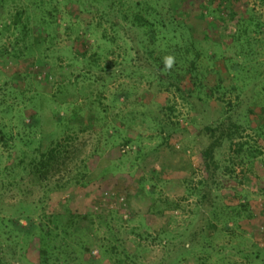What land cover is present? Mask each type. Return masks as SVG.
I'll return each instance as SVG.
<instances>
[{
	"label": "rangeland",
	"instance_id": "rangeland-1",
	"mask_svg": "<svg viewBox=\"0 0 264 264\" xmlns=\"http://www.w3.org/2000/svg\"><path fill=\"white\" fill-rule=\"evenodd\" d=\"M149 1L164 10L167 28L163 35L170 42L183 46L182 36L195 42L202 57L201 71L206 72L204 84L216 82L219 73L222 102L234 105L242 100L239 113L242 124L249 128L245 140L250 147L260 148L263 156L256 159V166L241 169L237 161L228 162L231 156L226 149L220 154L221 162L235 171L232 176L243 181L218 192L217 204L247 201L252 214L249 225L242 219L235 227L225 223L220 211L213 218L198 202L199 156L194 139L202 124L212 123L223 112V104L220 107L216 100L207 99L188 80L183 89L196 110L173 90L159 91L147 71L141 35L129 30L115 32L113 43L106 44L92 28L95 8L84 0L86 9L73 1L72 5H57L59 23L47 31L40 51L31 42L45 34L37 20L52 6L40 0L14 1L17 7L26 6L30 18L28 37L20 40L11 24L16 9L7 0L0 6V48L15 45L19 52L11 61L0 58V82L14 80L25 95L14 102L15 117L2 123L12 126L13 135L30 142L31 149L38 147L39 140L45 147L51 139L71 136L80 152L70 167L73 179L68 178V169L37 184L21 167H15L21 147L6 151L0 145V223L6 225L0 230V244L7 262L36 260L33 244L27 250L20 249L19 242L15 244V236L24 239L19 226L25 227L28 220L61 216L65 208L74 214H89L100 240L109 237L104 235L108 228L115 236L110 239L116 240L112 244L120 241L140 264H228V259L238 264L264 262V35H252V55L245 67L229 69L234 64L230 62L225 73L221 60L238 53L230 38L241 19L256 21L264 28V0H232L211 16L207 12L205 18L199 8L210 5L208 0ZM214 9L211 5L210 12ZM186 68L183 66L184 71ZM86 72L89 80L82 77ZM62 87L65 89L60 90ZM29 99L34 105L27 103ZM169 106L174 112L167 111ZM32 118L39 119L37 127L26 129L23 122L28 124ZM84 163L89 183L82 188L73 182L76 175L81 178ZM101 243L103 248L92 246L82 252L77 264H110L100 256L110 242Z\"/></svg>",
	"mask_w": 264,
	"mask_h": 264
},
{
	"label": "trees",
	"instance_id": "trees-1",
	"mask_svg": "<svg viewBox=\"0 0 264 264\" xmlns=\"http://www.w3.org/2000/svg\"><path fill=\"white\" fill-rule=\"evenodd\" d=\"M10 1L13 2L16 9L11 24L19 32L20 40L26 39L28 37L26 25L30 20L26 6L20 5L17 7L14 4L16 0ZM72 1L79 7H85V9L87 7L82 0L76 2L75 0H40L41 4H49L52 8L50 11L41 12L37 20V24L40 25V32L44 31L45 34H41L38 41L31 42L33 49L35 48L36 51H40L41 44L48 37L47 31L53 25H56L57 22L59 23L57 5L61 2L72 5ZM208 1L210 5L203 4L199 8L202 18L208 17L206 16L208 15L207 12H209L210 16L213 15L220 10L223 4L229 5L232 0ZM3 2H7V0H0V6ZM84 2L95 8L96 24L92 25V28L106 44L113 43V35L115 32L120 33L124 30H129L134 31L136 35H141L140 49L147 55V62L149 64L147 71L149 75L151 74L159 91L171 93L173 90L180 99L189 102L194 108L190 95L185 93L183 89L184 81L188 80L194 87H199L207 99L216 100L220 107L223 104V112L221 111L218 118L212 123L202 124L197 132V138L194 139V142L197 144L199 156L197 168V171L200 173V179L197 184L198 202L200 203L201 209L209 211L213 218L216 217V211H220L222 212L225 223L231 222L235 227L242 219L247 223L246 225H249L248 222L252 219V214L250 213L249 203L247 201L237 205L226 204L219 206L217 204V200L220 199L217 194L218 192L223 189L234 188L242 184L243 181L232 176L235 171H231L229 165L221 162L219 159L220 154L226 149L227 155L231 156L228 162L237 161V166L241 169L247 165L249 167L256 166V159L263 156L260 148L250 147L249 143L245 140V133L248 127L242 124V117L239 113V109L243 104L242 100H239L234 105L232 102L227 104L222 102L220 97L222 80L219 77V73L216 76L217 81L215 79L216 82H212L214 84L211 83L208 86L204 84L202 79L206 78V72L201 71L202 57L200 53L196 52L195 42L190 37L186 40L183 36L181 38V41L185 42L183 46H181L182 43L170 42L163 35V32L167 28V23L163 15L164 10L162 8L158 9L152 1L84 0ZM211 5L215 8V11L211 10L210 12ZM85 11L91 12V10ZM24 20L25 22H23ZM214 23L218 22L215 21ZM239 25L230 38L232 41L231 44H235L234 47L238 53L232 55L233 58H226L225 56L221 58L225 65L222 70L225 73L226 71L229 72L227 63L230 62L234 64L229 66V69H233L234 66L240 68L241 65L245 67L250 62L249 57L252 55V35L259 33L264 35V28L256 21L241 19ZM109 30L110 35L108 34ZM122 40L124 39L122 38ZM218 46L221 49L224 48L223 42L220 41ZM18 52L19 50L15 45L11 46V48L3 46L0 48V53L2 54L0 58L3 57L4 61H11L13 57L18 58ZM190 54L193 55L191 60L189 58ZM167 55H172L175 58L173 67L170 70L164 69L162 63L163 57ZM235 59H242V61L237 62L236 60L234 62ZM183 66H187L185 71L183 70ZM88 75V72H86L82 77L89 80ZM80 77L78 75L76 78L78 79ZM59 87H61V84H59L58 90ZM61 89L65 88L62 87ZM24 95L25 91L17 87V83L14 80L0 82L1 147L6 151H16L17 147H21V159L15 167H21L22 171L30 175L37 184L46 183L56 175L66 172L68 169V178L73 179V177H70V167L79 159L78 155L80 152L78 151V147L72 144L73 139H71V136H66L61 139H51L45 147L41 140H39L38 147L31 149L30 142L21 139L18 134L13 135V132H11L12 126L2 123L4 119L11 120L15 117L17 112L14 113L16 106L14 102L18 98H23ZM29 101L27 102L29 105H34L35 101L33 102L30 99ZM248 102L246 105H248ZM166 109L169 112H174L173 106L166 107ZM194 109L196 110V108ZM34 113L36 115L34 116L37 117V110ZM38 120L32 118L28 124H24L23 122V126L26 129H34L37 127ZM256 135L258 138L262 137L260 134ZM127 144L125 143V145ZM81 169V178H79V175H76V180L73 182V185L85 188L89 183L87 182L89 172L85 163L82 164ZM14 170L15 168L12 169V171ZM21 174L22 172L20 171L18 175ZM262 192L264 196V188ZM5 226L0 223V230L1 227L5 229ZM104 229L107 231L104 235L109 234V237H106V240H100L98 234L95 232L94 222L90 219L89 214H74L70 209L65 208L63 214L55 218L44 217L42 221L28 220L25 227L19 226L18 228L23 234L24 239L20 241L18 236H15L14 239L16 245L18 242L20 243V249L27 250L31 244L34 245L36 260L29 261L23 259L27 264H77L80 260L81 253L87 252L89 247L100 246L103 248L101 241L110 242V245L106 248L107 251L104 252V249H102L100 255L105 257L110 264H140L136 257L134 255L131 256L120 241L118 245H113L116 240L111 242L110 239H115V236L108 228L105 227ZM183 248L186 250V246ZM4 251V246L0 244V264H11L6 261ZM244 257L248 259L247 256ZM228 262L230 264H238L236 261L230 259H228ZM263 263L260 262V264ZM14 264H20L19 259Z\"/></svg>",
	"mask_w": 264,
	"mask_h": 264
},
{
	"label": "clouds",
	"instance_id": "clouds-1",
	"mask_svg": "<svg viewBox=\"0 0 264 264\" xmlns=\"http://www.w3.org/2000/svg\"><path fill=\"white\" fill-rule=\"evenodd\" d=\"M174 62H175V58L172 55H167L163 57L162 63L164 69H168V70L172 69Z\"/></svg>",
	"mask_w": 264,
	"mask_h": 264
}]
</instances>
